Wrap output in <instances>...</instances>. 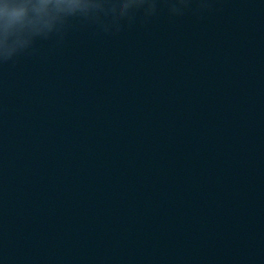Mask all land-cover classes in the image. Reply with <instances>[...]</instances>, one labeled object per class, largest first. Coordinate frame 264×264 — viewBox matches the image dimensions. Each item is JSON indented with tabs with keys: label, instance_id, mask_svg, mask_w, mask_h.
<instances>
[{
	"label": "water",
	"instance_id": "water-1",
	"mask_svg": "<svg viewBox=\"0 0 264 264\" xmlns=\"http://www.w3.org/2000/svg\"><path fill=\"white\" fill-rule=\"evenodd\" d=\"M87 2L0 55V264H264V0Z\"/></svg>",
	"mask_w": 264,
	"mask_h": 264
},
{
	"label": "clouds",
	"instance_id": "clouds-1",
	"mask_svg": "<svg viewBox=\"0 0 264 264\" xmlns=\"http://www.w3.org/2000/svg\"><path fill=\"white\" fill-rule=\"evenodd\" d=\"M89 6L87 0H0V55L7 57L33 37L48 35L65 15Z\"/></svg>",
	"mask_w": 264,
	"mask_h": 264
}]
</instances>
